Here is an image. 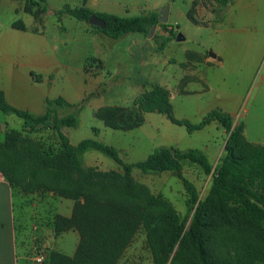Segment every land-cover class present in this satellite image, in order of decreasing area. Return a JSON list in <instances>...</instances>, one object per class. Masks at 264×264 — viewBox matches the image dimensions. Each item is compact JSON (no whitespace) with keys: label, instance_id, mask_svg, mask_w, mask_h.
I'll use <instances>...</instances> for the list:
<instances>
[{"label":"rangeland","instance_id":"1","mask_svg":"<svg viewBox=\"0 0 264 264\" xmlns=\"http://www.w3.org/2000/svg\"><path fill=\"white\" fill-rule=\"evenodd\" d=\"M76 2L47 0L41 24L43 35L39 37L12 27L16 20L28 26L33 22V17L23 11L26 0H0V57L3 53L9 56L0 60V68L14 70L8 86L11 101L22 102L25 110L35 114L45 111L43 96H61L70 103H83L80 109L78 105L67 111L59 110V115L75 111L78 118L77 126L61 128L63 134L74 145L91 138L112 146L125 163L143 160L160 146L200 150L211 163V172L205 174L197 164L183 161V175L195 185L197 201H203L227 139V133L217 122L188 132L185 126L170 122L164 114L148 112L140 126L116 130L105 126L96 112L107 106H132L143 90L152 83H159L169 90L175 118L198 124L209 111L221 110L232 117L233 127L239 122L244 124L246 140L264 144V0H231L226 6L213 0H200L193 12L200 23L192 22L186 15L191 0H174L169 21L174 27L177 25L174 30L184 39L169 41L166 44L169 47L160 52L153 40L157 28L150 37L131 32L119 39L107 36V42L101 43L100 39L89 42L82 32L81 22L65 14H56L65 5L74 7ZM34 25L38 27L37 23ZM41 50L53 54L54 64H39ZM16 52L19 58L36 62L30 68L34 74L42 75L43 82L30 81L28 67L14 61ZM188 52L212 54L213 61H199L187 69L184 63ZM93 55L102 60L103 67L90 59ZM83 65L89 66L87 71ZM187 74L191 77L184 79ZM12 130L19 134V151L32 147L34 141L46 152L56 151L58 141L50 127L30 130L20 117L0 110V167H6L12 156L5 142V132ZM82 164L93 172L91 193L87 194L96 200L125 205L122 209L132 214L134 209L138 210L135 203L140 204L145 213L153 214L165 212L171 205L184 221V229L187 228L194 209H189L188 194L175 172L143 173L134 168L125 176L116 161L98 150L83 153ZM15 173L19 182L25 184L9 186L20 263L27 264V259L36 254L44 255L47 263L50 249L72 256L77 236L71 232L55 233L53 221L56 215L65 216L69 210L71 215L74 200L55 191L29 186V183L32 186L46 183V179L41 173L32 176L26 163ZM77 178L82 179V176ZM129 183L139 190L145 188L150 195L159 198L158 202L149 204L141 194L135 200L132 193L123 194L121 191ZM79 201L83 202V198ZM231 228L232 232L213 231L217 238L211 237L209 247L216 255L225 256L230 240L240 235L261 240V236L251 230L243 232L237 226ZM130 240L117 264H153L141 224ZM178 246L179 241L166 264H170Z\"/></svg>","mask_w":264,"mask_h":264},{"label":"trees","instance_id":"2","mask_svg":"<svg viewBox=\"0 0 264 264\" xmlns=\"http://www.w3.org/2000/svg\"><path fill=\"white\" fill-rule=\"evenodd\" d=\"M70 7L65 5L56 14H65L76 20L85 22L92 31L101 32L112 39H119L127 33L139 32L147 34L154 24L159 26L164 34L154 35L156 50L163 51L169 41L177 34L166 23L158 22L157 12L152 11L137 16H118L106 12H94L84 4ZM173 1V0H172ZM200 0H191L187 17L194 23V9ZM226 6L231 0H213ZM23 11L34 18L38 25L42 24V16L46 11L47 0H26ZM101 18L105 26L90 25V15ZM18 30H26L21 20L12 23ZM36 30V28H32ZM102 66L101 62L91 59ZM89 66L84 65L87 71ZM36 81L40 75H34ZM84 101V100H83ZM83 103L74 104L58 96L45 100V111L40 114L32 113L11 105L0 89V110L12 113L23 120L30 130L42 126L50 127L57 139V148L53 153L46 152L34 141L31 146L18 149L19 134L16 131L5 132V142L9 144L12 156L6 167H0V172L9 186L25 185L19 182L16 169L26 163L31 175L38 173L46 179V183L31 185L57 192L62 197L74 200L72 213L69 217L56 215L53 221L55 233L70 229L79 235L76 249L72 256L50 249L47 252L48 261L43 264H117L124 250L131 241L135 228L141 224L146 232L147 244L153 264H166L174 246L179 241V248L170 264H254L257 261L264 264V144L246 140L244 124L239 122L233 127L232 117L221 110L209 111L198 124H191L185 119H177L173 115L169 99V91L162 85L153 84L143 90L134 99L132 106H107L100 108L96 114L104 125L116 130H129L140 126L144 115L148 112L164 114L167 119L177 125L185 126L188 132L200 130L211 122H217L227 133L223 155L212 173V180L203 201L198 200L195 185L183 175V161L197 164L205 174H209L212 165L207 156L198 149H179L160 146L155 148L145 159L125 163L116 148L84 138L76 145L72 144L63 134L64 126L75 127L78 124L76 112L59 115V110L77 109ZM96 132V129H94ZM89 150H98L111 157L122 168L123 174L129 176L134 168L143 173L175 172L187 192L189 209H194L189 224L184 229V221L174 211L171 205L162 213H145L141 205L135 203L138 210L124 211L114 201H98L90 192L91 168H84L82 155ZM78 175L82 179L77 178ZM121 192L132 193L133 199L143 195L149 204L158 202L156 196L142 188L139 190L129 183ZM135 192V193H134ZM83 198V202L79 199ZM221 226H227L225 231L232 232L237 226L245 231L251 230L261 236V240L251 239L240 235L230 240V249L225 256L216 255L209 247L213 231H221ZM230 226V227H229ZM217 238V235L214 236ZM185 252V255L182 253Z\"/></svg>","mask_w":264,"mask_h":264},{"label":"crops","instance_id":"3","mask_svg":"<svg viewBox=\"0 0 264 264\" xmlns=\"http://www.w3.org/2000/svg\"><path fill=\"white\" fill-rule=\"evenodd\" d=\"M173 1L172 0H86L84 5L94 12H106V13L116 14L118 16H120L122 14L129 15L131 12H134L135 14L131 15V16H137V15L146 14V13H149L152 11L157 12V15H158V11L161 9V7H163L164 5L167 4L168 5V14H167L166 24L168 25V28H172L174 30L175 27H177V25L174 27L173 23L171 21H169L171 15H172V2ZM80 5H82V1L77 0L75 6H80ZM125 15H123V16H125ZM77 21H79V20H77ZM79 22H81L82 32H83L84 36L87 37L89 42H92L93 40H98V39H100L101 43L104 41L107 42L108 37L105 34H103L101 32L92 31L85 22H83V21H79ZM34 24H35V22H34V18H33V22L29 26L25 25L26 30H21V31L29 32V34L41 37L43 35V33L41 31V29H42L41 25H38V27H36ZM32 28H36V30L34 31V30H32ZM156 28H157V30H156L157 35L164 34V32L161 30V28L159 26H156ZM182 39H184L183 35H182ZM182 39H180V40H182ZM137 41H139V40H137ZM141 41L143 42V39ZM165 47H169V46H165ZM165 47H164V49H165ZM3 54H4V56L0 57V60H6L7 57H9L5 53H3ZM16 54H18V55L16 57L14 55V61L16 60V61L20 62L22 65H25L26 67H28L27 72H28V75L30 76V81L33 80V82H43L42 75H40L41 78L38 81H36L34 79V76H32V73H34V72L32 71V68H30V67H32V64H36V62L31 61L30 59H25L23 57L19 58V52H16ZM40 58H41V61L39 63L40 65L47 66V65L54 64L53 54L46 53L45 51L41 50ZM91 58L100 61L102 64V60L100 58H97L94 55L91 56L90 59ZM199 61L209 63L210 61H213V55L210 54L208 56V55H201V54H198L196 52H188L187 53V60L184 63L185 68L191 69ZM102 67H103V64H102ZM83 69H84V67H83ZM34 75H37V74H34ZM13 77H14V70L9 69V68H3V67L0 68V89H2L4 91L5 97L9 103H11L15 107H18L21 109H26L22 102L11 101V98L9 96V95H11V91H9L10 88H8V86L11 84V80L13 79ZM190 77H191V74H187L184 76V79L185 78L188 79ZM187 79H186V81H187ZM153 84H159V83H152L151 85H153ZM159 85H161V84H159ZM162 86H164V85H162ZM164 87L168 90V88L166 86H164ZM46 99H52V98H48L46 96L42 97V102H43L44 107H45V100ZM70 212H71V210H69V212L67 214H64V215L69 216ZM13 220H14L13 219V209L11 208V195H10L9 185L7 184L6 181L2 180V181H0V264H21L20 260H19L20 257L17 255L16 233H15V227H14V221ZM70 232L73 233L75 236H77V243H78L79 236H78V233L76 231L70 230V231H67L64 233H70ZM29 259L30 258H28L26 262H28Z\"/></svg>","mask_w":264,"mask_h":264},{"label":"water","instance_id":"4","mask_svg":"<svg viewBox=\"0 0 264 264\" xmlns=\"http://www.w3.org/2000/svg\"><path fill=\"white\" fill-rule=\"evenodd\" d=\"M167 14H168V5H164L158 11V22L159 23H166V21H167ZM88 23L90 25L98 26L100 28H104V26H105L104 21L101 18H99L98 16L94 15V14H92V15L89 16ZM156 26L157 25L154 24V25H152L150 27V29L147 32V37H150L153 34ZM180 39H182V35H181V33L178 32L176 34V36H175V40L176 41H179Z\"/></svg>","mask_w":264,"mask_h":264},{"label":"built area","instance_id":"5","mask_svg":"<svg viewBox=\"0 0 264 264\" xmlns=\"http://www.w3.org/2000/svg\"><path fill=\"white\" fill-rule=\"evenodd\" d=\"M4 180L3 175L0 172V181ZM5 181V180H4ZM44 255L36 254L32 256L27 262V264H43L44 263Z\"/></svg>","mask_w":264,"mask_h":264}]
</instances>
